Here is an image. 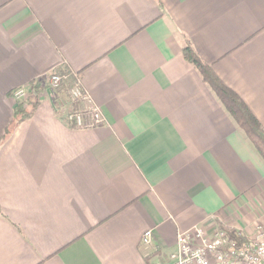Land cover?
Listing matches in <instances>:
<instances>
[{
  "label": "crops",
  "instance_id": "obj_1",
  "mask_svg": "<svg viewBox=\"0 0 264 264\" xmlns=\"http://www.w3.org/2000/svg\"><path fill=\"white\" fill-rule=\"evenodd\" d=\"M187 45L264 129V0H0V264H168L180 232L264 226V159ZM66 71L105 124L65 121Z\"/></svg>",
  "mask_w": 264,
  "mask_h": 264
},
{
  "label": "built area",
  "instance_id": "obj_2",
  "mask_svg": "<svg viewBox=\"0 0 264 264\" xmlns=\"http://www.w3.org/2000/svg\"><path fill=\"white\" fill-rule=\"evenodd\" d=\"M63 78L53 75L48 82L50 96L57 91ZM31 85L18 88L14 92L16 102L27 99ZM70 103H81L80 109L74 108L65 114V121L73 128L94 129L106 123L103 111L82 88L78 78L69 93ZM60 106H55L56 110ZM246 240L238 243L230 237L227 229L214 227L205 230L195 227L187 232H180L177 240V251L169 257L168 264H264V227L257 228L252 237L236 232ZM153 232L147 231L143 243L152 245Z\"/></svg>",
  "mask_w": 264,
  "mask_h": 264
},
{
  "label": "trees",
  "instance_id": "obj_3",
  "mask_svg": "<svg viewBox=\"0 0 264 264\" xmlns=\"http://www.w3.org/2000/svg\"><path fill=\"white\" fill-rule=\"evenodd\" d=\"M185 59L190 62L196 70L201 74L203 81L209 85L211 90L220 100L222 105L235 120L241 130L244 131L249 140L253 143L258 153L264 159V129L249 107L243 102V100L229 87H227L213 72V70L206 65L196 55L193 48L187 45L184 48ZM66 78L71 83L70 89L68 90V99L70 101L69 93L73 89L74 85L78 80V76L66 71ZM56 75L61 76L62 71L56 72ZM47 80H41V82H35L33 84L32 92H41L47 89ZM14 96V91L11 93ZM33 94V93H32ZM70 103V102H69ZM71 104V103H70ZM73 107L80 109L82 108L81 103H73ZM72 105V104H71ZM38 106V101H35L28 95L27 99L16 102V108L14 110L13 122L6 129L4 136L1 138V142L8 138L12 131L17 125L25 120L31 119ZM72 127V126H71ZM230 237L234 240H238V243L244 242V237H239L236 231L227 229Z\"/></svg>",
  "mask_w": 264,
  "mask_h": 264
},
{
  "label": "rangeland",
  "instance_id": "obj_4",
  "mask_svg": "<svg viewBox=\"0 0 264 264\" xmlns=\"http://www.w3.org/2000/svg\"><path fill=\"white\" fill-rule=\"evenodd\" d=\"M264 227V226H263Z\"/></svg>",
  "mask_w": 264,
  "mask_h": 264
}]
</instances>
